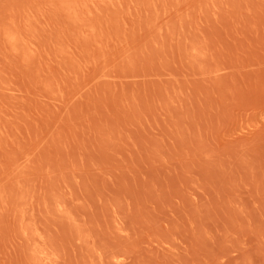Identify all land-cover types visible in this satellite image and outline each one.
Masks as SVG:
<instances>
[{
	"label": "rangeland",
	"instance_id": "1",
	"mask_svg": "<svg viewBox=\"0 0 264 264\" xmlns=\"http://www.w3.org/2000/svg\"><path fill=\"white\" fill-rule=\"evenodd\" d=\"M0 264H264V0H0Z\"/></svg>",
	"mask_w": 264,
	"mask_h": 264
}]
</instances>
